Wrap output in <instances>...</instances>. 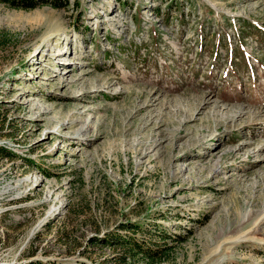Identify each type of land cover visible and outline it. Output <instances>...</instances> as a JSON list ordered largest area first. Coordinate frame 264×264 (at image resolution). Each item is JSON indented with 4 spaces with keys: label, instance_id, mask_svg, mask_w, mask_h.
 <instances>
[{
    "label": "rangeland",
    "instance_id": "rangeland-1",
    "mask_svg": "<svg viewBox=\"0 0 264 264\" xmlns=\"http://www.w3.org/2000/svg\"><path fill=\"white\" fill-rule=\"evenodd\" d=\"M61 4L0 3V264H264V0Z\"/></svg>",
    "mask_w": 264,
    "mask_h": 264
},
{
    "label": "trees",
    "instance_id": "trees-1",
    "mask_svg": "<svg viewBox=\"0 0 264 264\" xmlns=\"http://www.w3.org/2000/svg\"><path fill=\"white\" fill-rule=\"evenodd\" d=\"M0 3L6 4L14 9H24V10H32L45 5H51L55 7H60L62 5L61 0H0ZM0 150L2 151V153H4L3 155L6 156H9V154L11 155V153L8 152L6 149L0 148ZM134 245L139 251L142 250V246L140 243L135 241Z\"/></svg>",
    "mask_w": 264,
    "mask_h": 264
},
{
    "label": "bare ground",
    "instance_id": "bare-ground-1",
    "mask_svg": "<svg viewBox=\"0 0 264 264\" xmlns=\"http://www.w3.org/2000/svg\"><path fill=\"white\" fill-rule=\"evenodd\" d=\"M80 130H81V132H80L81 136L84 135V134L87 132L86 125L84 124V125L81 127Z\"/></svg>",
    "mask_w": 264,
    "mask_h": 264
}]
</instances>
